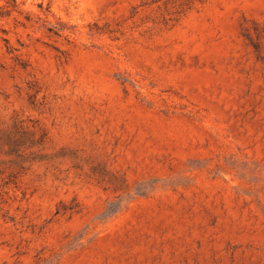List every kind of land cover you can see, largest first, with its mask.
Listing matches in <instances>:
<instances>
[{"label":"rangeland","instance_id":"1","mask_svg":"<svg viewBox=\"0 0 264 264\" xmlns=\"http://www.w3.org/2000/svg\"><path fill=\"white\" fill-rule=\"evenodd\" d=\"M0 12V264H264V0Z\"/></svg>","mask_w":264,"mask_h":264},{"label":"trees","instance_id":"2","mask_svg":"<svg viewBox=\"0 0 264 264\" xmlns=\"http://www.w3.org/2000/svg\"><path fill=\"white\" fill-rule=\"evenodd\" d=\"M0 15H1V12H0Z\"/></svg>","mask_w":264,"mask_h":264}]
</instances>
